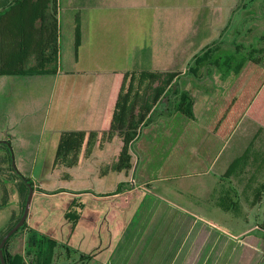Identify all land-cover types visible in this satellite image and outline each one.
Instances as JSON below:
<instances>
[{
  "label": "crops",
  "instance_id": "crops-1",
  "mask_svg": "<svg viewBox=\"0 0 264 264\" xmlns=\"http://www.w3.org/2000/svg\"><path fill=\"white\" fill-rule=\"evenodd\" d=\"M12 1L14 6L8 9L0 23V52L6 53V66L12 70V74L0 76V141L10 142L14 150L13 163L15 156L17 170L30 179L27 166L36 162L39 158L37 150L42 146L39 132L25 125L31 115L28 110H36V102L40 99V96L28 99L31 90L44 87L52 81L58 82L62 79L61 75L83 74L87 78L94 74L98 78L100 74L105 75L104 80L92 84L103 86L104 90L99 93L70 94L69 97L61 94L62 100L70 102V116H58L57 122H63L67 127L58 129L55 126L48 145L52 153H48L47 159L50 157L51 163L62 161L72 171L70 178H76L78 184L100 176L99 186L105 189V195H102L104 198H98L99 201L113 196L123 197L122 183L128 177H133L134 170H122V138L117 134L106 140L108 136L89 137V134H98L102 130L117 73L178 70L187 74L184 79H188V85L193 81L198 84H221L217 71L211 76L206 75L205 64L197 77L188 73L190 69L196 70L195 60L206 48L207 35L200 24V12L198 15L190 12L189 0ZM101 6L107 13H95ZM188 37L198 38L197 41L204 37L205 40L197 43ZM220 57L224 58L222 55ZM29 70H37L38 73L28 74ZM80 83L83 85L84 80ZM149 119L151 125L158 121L157 107L150 111ZM66 133L84 135L78 138L80 140L73 138L70 151L59 158L60 140ZM261 142L264 143H254L252 155L256 153L255 147H261ZM132 155V164L141 165L143 158ZM104 165H107L105 169L102 168ZM111 174H117L118 182L110 192L106 189L105 181ZM233 174L227 178L231 179ZM138 179L140 186L145 184L148 188L143 189L140 197L134 199L128 208L122 209L127 204L122 198L107 207L109 217L114 211L118 212L117 219L114 221L113 217L112 220L120 224H103L106 232L103 252L106 255L102 264H175L182 255L185 264H209L213 255L217 260V253L219 262L222 260L223 241L218 240L219 236L215 237L217 233L212 224H141L138 211L155 192L152 188L154 181ZM34 189L38 191L39 188L34 184ZM37 191L34 190L33 198L37 196ZM226 195L229 197L231 194L226 192L220 198ZM135 202L137 207L132 208ZM220 204V201L213 202L217 208ZM79 206L85 207L84 203H79ZM128 211V217H122ZM30 215L31 209L26 230L34 232L29 221ZM68 222H72L71 233L67 227L69 230L65 231L68 232L69 240L65 242L58 239L57 233L53 237L52 230L34 233L53 238L58 246L64 245L66 248L71 246L72 237L81 238L80 241L85 245L94 240L88 239L87 234L94 231L96 224H79L80 219L74 216ZM67 225L63 224V228ZM208 225L214 233L210 240L207 239ZM86 230L89 231L85 233ZM60 234L63 236L62 229ZM145 234L149 239L142 241ZM159 236L160 240L156 239ZM97 240L100 242L99 238ZM215 245L217 248L212 250ZM69 250L74 251L71 248ZM87 256L95 258L97 255ZM87 256L81 255V264H85Z\"/></svg>",
  "mask_w": 264,
  "mask_h": 264
},
{
  "label": "rangeland",
  "instance_id": "rangeland-1",
  "mask_svg": "<svg viewBox=\"0 0 264 264\" xmlns=\"http://www.w3.org/2000/svg\"><path fill=\"white\" fill-rule=\"evenodd\" d=\"M189 10L196 15L199 12L201 14L200 24L203 25L202 29L207 35L205 46L213 49L220 46L219 51H213L214 55L232 57L236 55V49L240 47L242 52L239 56H241L264 45L262 42L264 0H189ZM95 13L102 14L107 11L101 6ZM188 39L198 40L195 37H188ZM199 39L200 43L205 40L204 37ZM104 76L100 74L98 78V75L94 74L87 78L83 74L61 75L60 81L49 82L44 87H35L27 96L28 99L40 96L36 102L37 109L28 110L31 115L25 125L32 130L36 129L35 131H38L42 137V146L37 150L39 158L27 166L28 176L39 188L38 191L34 189L37 191V196L32 199V208H30L31 228L38 233L52 230L53 237L57 233L58 239L61 241L63 239L65 242L69 240L68 232L65 231L69 230L67 227L70 228L71 233L72 222L68 221H71L72 216L80 219L79 224L89 226L96 224L94 231L88 230L87 234L88 239H94L92 242L85 245L80 241L81 238L72 237L71 246L67 248L74 251H67L64 245L58 246L55 250L54 264H81L82 254L97 255L95 258L87 256L84 260L85 264H102L106 255V252H103L106 242L103 224H120L118 221L113 223L117 216L112 214L109 217L107 207L113 201L118 203L122 197L113 196L99 201L98 198H104L102 195H105L103 194L105 189L99 186L100 176L95 179L91 177L89 180H84V184H78L76 178H70L72 171L62 161L51 163L52 159L50 157L47 159L48 153H52L48 145L55 126L58 129L67 127L63 122H57L58 116H64V118L70 116V102L62 100L61 94H67L69 97L70 94L99 93L104 90L103 86L98 83L92 84L95 81L104 80ZM86 79L91 81L88 82ZM81 80H84L83 85L80 83ZM212 137L208 133L196 153L197 157ZM36 143L38 144V137ZM260 146L259 149L255 147V154L252 155L251 152L248 163L242 160L231 179L221 176L222 171H226L229 165L224 159L226 150L213 171L203 168H185L183 171L176 172V175L154 181L152 188L155 193L148 197L138 211L141 224H212L217 233L215 237L219 236L218 240L223 241L221 243L222 260L219 262L217 253V260L213 255L209 264H264V187H261L262 184L264 185V143L261 142ZM12 152L14 155L13 148ZM2 154L0 149V239L11 223L19 221L23 216L25 201L29 196L21 182L17 181L8 170V165L3 164ZM14 163L17 168L15 156ZM106 167L107 165L102 166L103 169ZM214 173L218 175L215 176ZM137 176L138 173L135 171L133 178L128 177L122 183V196L148 188L145 184L140 186ZM117 182V174H111L105 181L107 191L111 192ZM228 189L230 191H227ZM226 192H230L231 195L220 198ZM218 201L221 202L219 208L213 205V202L218 203ZM230 201L234 205L230 204ZM79 203H84L85 207L79 206ZM136 204V202L133 203L132 208L137 207ZM128 215L129 211L122 217L126 218ZM63 224L68 225L63 228ZM61 229L63 236L60 234ZM88 231L86 230L85 233ZM28 232L24 230L13 237L7 249L12 255L23 254L27 264H32L34 256L26 255L28 251L31 254L35 253L34 242L29 239ZM207 236L209 240L214 236L209 225ZM160 238L159 236L156 239L160 240ZM147 239L149 238L145 234L142 241ZM215 247L216 245L212 250ZM183 257L184 255L175 264H185Z\"/></svg>",
  "mask_w": 264,
  "mask_h": 264
},
{
  "label": "trees",
  "instance_id": "trees-1",
  "mask_svg": "<svg viewBox=\"0 0 264 264\" xmlns=\"http://www.w3.org/2000/svg\"><path fill=\"white\" fill-rule=\"evenodd\" d=\"M13 6L12 0H0V23ZM263 47L252 49L241 56L242 48L238 47L235 56L223 59L213 54V51L220 50V46L214 49L206 47L195 60L196 70L190 69L188 73L197 77L205 64L206 75L211 76L217 71L221 84H198L193 81L188 85V79H184L187 74L178 70L117 73L102 130L98 134L90 133L89 137L103 135L108 136L106 140H110L114 135H120L124 142L121 151L122 170L133 169L144 182L176 175V172L185 168L213 171L226 150L224 159L229 165L221 176L230 177L242 160L248 163L254 143L264 141ZM6 59V53L0 52V76L12 74V70L6 66ZM35 73L38 71H28V74ZM156 107L159 109V119L151 125L149 114ZM208 133L213 137L197 157L196 153ZM82 135L64 134L60 140L58 157H64L70 151L73 138L78 139ZM0 149L3 164L8 165V170L29 193L30 185L34 189V183L14 166L10 142L0 141ZM132 154L143 158L141 165L132 164ZM126 195H123L122 200H126L127 204L122 209L128 208L134 199L139 198L140 192ZM113 214L117 215L118 212L114 211ZM17 223L9 225L0 242ZM26 228L27 223L6 243V264H27L23 254L12 255L7 249L10 240ZM28 235L34 242L35 253L28 251L26 254L34 256L32 264H54L57 241L32 231ZM66 249L69 251V248Z\"/></svg>",
  "mask_w": 264,
  "mask_h": 264
},
{
  "label": "water",
  "instance_id": "water-1",
  "mask_svg": "<svg viewBox=\"0 0 264 264\" xmlns=\"http://www.w3.org/2000/svg\"><path fill=\"white\" fill-rule=\"evenodd\" d=\"M33 195H34V189L30 185L29 196H28L27 201H26V206H25V211H24L23 216L18 221V223L15 224V226L5 234V236L3 237V239L0 242L1 264H6V260L4 257V249H5L6 243L19 229L23 228L26 225V221H27V218L29 216V212H30V208H31V204H32Z\"/></svg>",
  "mask_w": 264,
  "mask_h": 264
}]
</instances>
